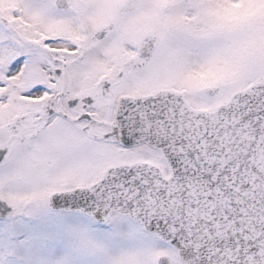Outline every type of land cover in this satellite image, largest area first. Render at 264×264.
<instances>
[{"label": "snow or ice", "instance_id": "snow-or-ice-1", "mask_svg": "<svg viewBox=\"0 0 264 264\" xmlns=\"http://www.w3.org/2000/svg\"><path fill=\"white\" fill-rule=\"evenodd\" d=\"M0 264H264V0H0Z\"/></svg>", "mask_w": 264, "mask_h": 264}]
</instances>
